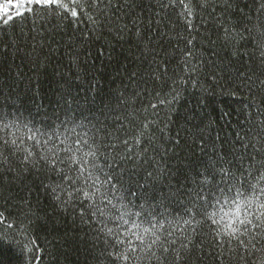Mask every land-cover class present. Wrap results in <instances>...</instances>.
<instances>
[{
	"label": "trees",
	"instance_id": "16d2710c",
	"mask_svg": "<svg viewBox=\"0 0 264 264\" xmlns=\"http://www.w3.org/2000/svg\"><path fill=\"white\" fill-rule=\"evenodd\" d=\"M259 2L234 0L231 18H241L242 9L257 19ZM179 10L178 6L176 10L161 9L160 0H136L125 19L140 18V37L134 34L136 29L121 35L105 29L93 36L87 31L93 26L86 18L74 21L55 15L36 19L35 26L30 18L0 29V111L35 122L40 128L53 123L59 126L60 121L74 116L77 122L90 120L89 127L107 128L114 136V116L124 112L118 99L121 95L135 99L133 93L138 91L141 95L136 108H147L154 89L162 84L167 89L178 78L188 80L183 85L177 83L179 96L170 112L166 116L161 111L157 126L151 128L149 137L142 139L146 154L141 152L134 159L123 161L117 157L121 164L117 171L124 172L123 179L133 191L137 182L153 183L146 181L145 169H157L149 196L155 192L170 202L185 203V194L195 187L194 181L202 179L197 173L203 171L213 146L218 152L240 149L238 140L245 138L249 128L264 121V114L257 113V108L264 113V94H250L240 86L239 78L249 68L261 76L264 67L252 62L259 55L252 57V43L240 41L239 54H234V48L217 42L212 20L205 16L202 26L197 22L200 35L194 42L196 59L191 61L194 67L199 66V71H182L184 38L188 33L177 16ZM216 14H221L219 7ZM258 19L264 20V14ZM85 35L87 40L83 39ZM99 49H103V55ZM163 68L167 69L166 74L160 80L154 79ZM69 91L72 95L67 98L71 104L61 101L58 105L57 101ZM69 108L74 111L69 112ZM143 115L135 121L136 125ZM148 119L156 117L149 115ZM125 128L131 136L133 125L125 121ZM104 135L100 132L98 138L103 140ZM177 139L179 144L175 143ZM201 142L206 151H202ZM6 155L7 164L0 163V213L17 221L23 218L19 205L30 202L40 217L35 232L42 242H48L43 246L51 252L41 264H114L105 251L104 237L97 236L87 216L81 218L80 205L61 206L52 198L48 187L58 182L56 174L40 164L25 169L19 155ZM108 155L111 159L112 149H108ZM172 227V239H177L180 234L175 231L176 225ZM179 227L195 243L194 248L189 245L192 251L184 264H248L242 251L226 250L235 248V243L217 249L209 239L208 225L198 227L199 235L194 237L182 222ZM8 251L13 264H20L16 251ZM152 264H156L155 260Z\"/></svg>",
	"mask_w": 264,
	"mask_h": 264
},
{
	"label": "snow or ice",
	"instance_id": "6c2138e0",
	"mask_svg": "<svg viewBox=\"0 0 264 264\" xmlns=\"http://www.w3.org/2000/svg\"><path fill=\"white\" fill-rule=\"evenodd\" d=\"M233 2L160 0L161 9L176 10L179 7L177 16L188 33L184 38L182 71H199V66L194 67L191 61L196 59L194 42L200 35L197 22L202 26L205 16L212 20L217 42L226 48H234V54H239L240 41L252 43L255 49L252 57L259 54L252 62L264 67V20L258 19L264 14V0L259 2L257 19H252L241 9L242 17L233 20ZM135 3L136 0H0V29L30 18L35 26L36 19L55 15L74 21L86 18L93 26L87 31L93 36L105 29L115 31L117 35L136 29L134 34L140 37V18L125 19ZM217 7L221 9L219 15L216 14ZM83 39L87 40L88 36H83ZM98 51L100 55L104 54L103 49ZM160 68L158 66L157 70ZM166 71L163 68L160 76L154 79L160 80ZM261 76L249 68L247 72L240 73V86L247 88L250 94H264ZM187 82L178 78L167 89L163 84L154 89L147 108H136L141 95L138 91L133 93L135 99L121 95L118 99L124 105V112H117L114 116V136L107 128L89 127L90 120L88 123L77 122L74 116L60 121L59 126L53 123L40 128L35 122L0 111V132L6 133L0 135V163L7 164L8 153L19 155L25 169L40 164L55 173L58 182L48 187L52 198L61 206L80 205L81 218L87 216L97 236L104 237L105 251L114 264H152L153 260L156 264H184L192 251L189 245L194 248L195 243L190 236L183 235L185 229L179 227L181 222L191 229L193 237L199 235L198 227L208 225L209 239L217 249H225L226 245L235 243V248L226 250L242 251L248 264H264V121L253 126L255 131L249 128L245 138L238 140L240 149L218 152L213 146L203 171L197 173L202 179L194 181L195 187L185 194L187 200L183 204L174 200L170 202L155 192L149 196L156 179L153 172L157 169H145L146 181L153 183L137 182L135 191L124 181V172L117 171L121 167L117 157L123 161L134 159L141 152L146 154V149L141 147L142 139L149 137L151 128L157 126L161 111L166 116L170 112L179 96L177 83L183 85ZM71 95L70 91L62 95L57 104L63 101L70 105L67 97ZM253 107H256L254 101ZM129 108L131 112L127 111ZM72 111L69 108V112ZM142 113L143 118L136 125L135 121ZM257 113L264 114L259 108ZM68 114L65 112L66 116ZM149 115L156 119H148ZM125 121L133 125L131 136L127 134ZM100 132L105 134L103 140L98 138ZM175 143L180 141L177 139ZM200 147L206 151L203 142ZM108 149L113 150L111 159ZM19 207L23 218L17 221L0 213V264H13L9 249L16 251L20 264H41L51 252L43 246L48 242H42L35 232L36 221L40 217L32 210L29 201ZM173 225L182 236L177 237L179 243L172 239Z\"/></svg>",
	"mask_w": 264,
	"mask_h": 264
}]
</instances>
